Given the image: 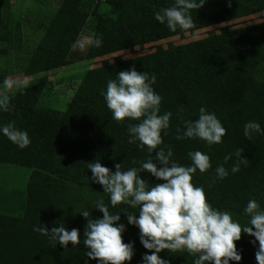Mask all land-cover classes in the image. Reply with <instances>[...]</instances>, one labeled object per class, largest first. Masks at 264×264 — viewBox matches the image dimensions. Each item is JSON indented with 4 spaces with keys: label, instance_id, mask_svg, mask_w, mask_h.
<instances>
[{
    "label": "trees",
    "instance_id": "obj_1",
    "mask_svg": "<svg viewBox=\"0 0 264 264\" xmlns=\"http://www.w3.org/2000/svg\"><path fill=\"white\" fill-rule=\"evenodd\" d=\"M105 3L110 14L97 19L91 35V39L100 38L102 44H89L88 60L264 12V0H231V6L229 0H205L202 8L191 11L194 27L173 32L166 23L155 19V13L173 6L175 0ZM11 6V0H0V58L11 46L20 49L22 45L21 30L6 17ZM95 13L90 0H61L24 75L50 72L70 64V55ZM132 68L147 72L149 79L155 75L152 88L161 97L159 115L171 113L168 129L161 132L163 143L152 153L146 146L139 147L138 141L129 143L128 126L140 121L125 118L116 122L102 95L109 80H118L120 71ZM7 76L0 65V85ZM46 86L47 80L42 79L8 94L11 108L7 112L0 110V165L18 169L0 172V264H81L82 259L98 264V260L87 256L84 231L88 219L102 218L103 213L95 208L100 200L110 214H120L117 223L125 225L123 241L133 245L134 255L124 264H143L144 254L153 250L144 248L139 228L128 223L125 213L138 217L139 207L111 205L110 194L91 179L88 164L97 161L113 172L116 163L122 164V170L139 169L150 159L160 167L156 151L167 152L171 147L172 161L191 166L188 153L201 151L209 156L211 167L203 174L197 169L192 183L204 189L213 208L229 212L233 222L242 228L251 226V217L244 211L250 200L255 199L260 211H264V21L237 28L225 26L202 39L158 47L130 59H105L84 74L64 111L41 104ZM201 107L214 113L227 130L221 143L207 145L199 138L176 139L177 129L183 135L185 122L197 120ZM250 121L259 123L261 132L253 133L248 140L244 125ZM10 122L27 131L29 146L21 149L3 134V126ZM240 148L242 158L247 160L240 164L238 172L232 173L238 161L235 153ZM229 154L231 159L225 163L224 157ZM220 165L229 173L224 179L216 176L215 169ZM21 171L27 174L18 186L14 174L19 176ZM139 175L146 182V190L165 182L146 171ZM83 211L90 213L88 219L80 214ZM60 224L69 231L79 230L78 245L69 242L65 248L33 230L43 225L50 232ZM253 240L254 236L242 231L241 239L235 242L242 258L238 262L230 260L229 264H258L255 253L259 242L253 244ZM159 256L169 264H194L198 258V254L168 250Z\"/></svg>",
    "mask_w": 264,
    "mask_h": 264
},
{
    "label": "clouds",
    "instance_id": "obj_2",
    "mask_svg": "<svg viewBox=\"0 0 264 264\" xmlns=\"http://www.w3.org/2000/svg\"><path fill=\"white\" fill-rule=\"evenodd\" d=\"M204 4L205 0H175L173 6L156 12L155 19L161 24L166 23L173 32L177 28L187 31L194 27L191 11L199 10ZM89 42L96 47L102 44L100 38ZM83 47L81 45L82 50ZM155 82L154 74L149 79L147 72L140 73L132 68L120 71L118 80H109L106 92L102 93L116 122L121 123L125 118L140 121L128 126L129 143L138 141L139 147L146 146L150 153L163 143L161 132L168 129L171 116V113L159 115L161 97L152 88ZM3 84L6 91L0 93V110L7 112L11 108L7 91L13 88L14 82L5 78ZM16 84L17 87L26 86V82ZM185 125L183 135L177 129L176 139L199 138L207 145L221 143L227 131L216 115L208 113L203 107L199 109V118L186 121ZM2 132L21 149L31 143L27 131L15 128L12 122L3 126ZM258 132H261L259 123L250 121L244 125V136L248 140L252 139L253 133ZM242 152L243 149L240 148L235 153L238 161L233 165L232 173L238 172L240 164L247 160L242 158ZM172 155L171 147H168L167 152L161 149L155 155L160 167L150 159L142 163L139 169L133 167L122 170V164L116 163L114 172L99 161L88 164L92 181L102 185L104 192L110 194L113 207L121 203L132 208L139 207L138 217L136 214L125 213L128 223L139 228V238L144 248L153 250L151 254H144L143 264H169L159 256L163 250L198 254L194 264H229L230 260L238 262L242 257L235 242L241 239L242 231L255 237L253 244L259 242L255 258L258 264H264V211H260L256 200H250L244 209L251 217V226L242 228L239 223L233 222L229 212L213 208L204 189L192 183V174L197 169L203 174L211 167L209 156L201 151H190L188 155L192 165L180 166L171 160ZM230 159L231 154L226 155L225 163ZM144 171L165 182L156 183L150 190H146V182L139 175ZM215 171L219 179H224L229 174L223 165L218 166ZM95 208L103 213L102 218L89 220L88 211L80 213L88 219L84 231L87 256L98 260V264H124L125 261H131L134 255L133 245L123 241L125 225L117 223L121 219L120 214H110L103 200L97 201ZM33 230L65 248L69 242L73 246L80 243L79 230L73 228L69 231L63 224L53 227L50 232L43 225L34 227ZM53 247H56L55 243Z\"/></svg>",
    "mask_w": 264,
    "mask_h": 264
},
{
    "label": "rangeland",
    "instance_id": "obj_3",
    "mask_svg": "<svg viewBox=\"0 0 264 264\" xmlns=\"http://www.w3.org/2000/svg\"><path fill=\"white\" fill-rule=\"evenodd\" d=\"M60 1L61 0H11L12 6L10 11L6 14V17L13 23L14 27L21 30L22 45L20 49L11 46L8 52L1 56L0 65L1 72H7V78L14 82L13 88L7 91V94H15L23 87L35 85L42 79H46L47 86L41 98V104L61 111H64L71 101L84 74L88 70L100 65L105 59L113 60L115 57L130 59L151 53L158 47L166 48L170 44L182 45L202 39L209 34L218 33L221 28L225 26L237 28L264 21V12H261L228 23L209 27L204 30L186 33L183 36H174L149 43L144 47H136L132 51H119L93 60H88L86 59V55L95 23L99 17H106L110 14L109 7L106 5L105 0H90L92 8L96 13L91 15L83 34L78 39L69 58L70 64L50 72L26 76L24 75V70L27 62L43 37L45 28L50 19L54 16ZM81 45L84 46L83 50L81 49ZM1 47H3L2 44H0V48ZM16 82H26V86L17 87ZM5 91L4 85H0V93ZM9 169L15 170V172L18 171L16 167L0 165L1 173H5ZM24 174L27 173L24 171L19 173V176H22V180L20 181L17 180L19 176L14 174L16 185L19 183V186L25 180L23 177ZM81 264L91 263L86 259H82Z\"/></svg>",
    "mask_w": 264,
    "mask_h": 264
},
{
    "label": "crops",
    "instance_id": "obj_4",
    "mask_svg": "<svg viewBox=\"0 0 264 264\" xmlns=\"http://www.w3.org/2000/svg\"><path fill=\"white\" fill-rule=\"evenodd\" d=\"M2 85H4V84H2ZM1 175V174H0Z\"/></svg>",
    "mask_w": 264,
    "mask_h": 264
}]
</instances>
